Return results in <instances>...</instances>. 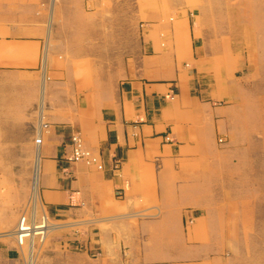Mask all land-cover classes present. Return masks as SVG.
<instances>
[{"label":"crops","instance_id":"0c3cea01","mask_svg":"<svg viewBox=\"0 0 264 264\" xmlns=\"http://www.w3.org/2000/svg\"><path fill=\"white\" fill-rule=\"evenodd\" d=\"M141 14L139 0H0V71L40 88L41 203L66 227L85 226L44 264H188L174 259L219 251L199 237L261 235L264 169L237 132L239 82L203 76L212 63L189 28L163 44L170 26ZM76 133L102 169L72 159ZM13 253L2 264H27Z\"/></svg>","mask_w":264,"mask_h":264},{"label":"rangeland","instance_id":"374dc122","mask_svg":"<svg viewBox=\"0 0 264 264\" xmlns=\"http://www.w3.org/2000/svg\"><path fill=\"white\" fill-rule=\"evenodd\" d=\"M139 1L145 6V15L141 14L145 26L149 23L170 26V30L160 32L161 43L166 44L171 37L177 44L182 42L187 27L197 53L199 50L200 56L212 63L203 71V76L206 72L214 78L220 76L228 79L231 86L233 79L239 82L237 100L246 105L247 119L238 126L237 132L248 137L246 147L260 151L264 169V0ZM29 75L0 71V234L14 231L23 215L29 223L37 225L48 215L37 190H33L40 146L36 142L40 88ZM235 100L226 99L224 103ZM157 215V212H145V217ZM48 217L51 228L44 240L36 236L20 245L16 237L0 236V264L5 257H13L16 248L23 250L27 264H44L49 251L77 246L65 234L70 228L85 226L66 227L64 222ZM262 217L261 223H256L261 225L258 237H199L193 241L195 244L204 246L213 241L219 251L209 255L204 251L182 253L180 259L174 260L188 264H264V213ZM229 244L234 248L227 250ZM13 258L10 260L15 261ZM170 260L165 258L166 262Z\"/></svg>","mask_w":264,"mask_h":264},{"label":"built area","instance_id":"2783aa9c","mask_svg":"<svg viewBox=\"0 0 264 264\" xmlns=\"http://www.w3.org/2000/svg\"><path fill=\"white\" fill-rule=\"evenodd\" d=\"M36 142L38 144H41V142H42V133H41L40 129L38 130V138L36 139ZM72 159L74 161H83V162H85L87 164H91V165L95 164L100 169L103 168V166L99 162L98 158L93 155L92 151L84 146L81 136L77 133L74 134L72 137ZM119 164H120V159H116L115 164H114L115 170H117L119 168ZM117 193H118V195H121L120 191H118ZM48 218H49L48 215L44 216L43 219L41 220V223L37 225L35 222L29 223L26 215H23L22 221L20 224V227L25 228V229H22V231H23V234L21 233V235H23V236H21L22 240L24 239V241H25V240L30 238L31 233H32L33 228H34L33 225H35L38 228V233L35 232V233H37V234H35V237L38 236V237L43 238L42 232L49 226ZM24 241H23V243L21 242V245L24 244Z\"/></svg>","mask_w":264,"mask_h":264},{"label":"bare ground","instance_id":"6f19581e","mask_svg":"<svg viewBox=\"0 0 264 264\" xmlns=\"http://www.w3.org/2000/svg\"><path fill=\"white\" fill-rule=\"evenodd\" d=\"M78 65V64H77ZM76 71V70H75ZM87 77V76H86ZM91 81V80H90ZM37 159H36V165H35V170H34V177H33V190L36 192V190H37V192H38V166H39V164H38V162H39V158H38V153H37V157H36ZM33 203V202H32ZM21 221H22V218H20V220H19V223H18V225H17V228L14 230V231H12V232H8L7 231V233H1L0 234V236H13L14 238L16 237V239H17V241L19 242V244L21 245V242L23 243V241H24V239L22 240V238H21V236H23V235H21V233L23 234V231H22V229H25L24 227H20V224H21ZM57 226V225H56ZM80 226V225H79ZM33 231H32V233H31V236H30V238L29 239H27V240H31L32 241V239H34L35 238V234H37L38 233V228L35 226V225H33ZM36 227V228H35ZM50 228H51V226L49 225L42 233H43V240L44 239H46V235H47V233L49 232V230H50ZM53 228V227H52ZM55 228V227H54ZM35 232H37V233H35ZM26 240V241H27ZM31 245H32V242H31ZM37 255V254H36ZM31 264V263H30Z\"/></svg>","mask_w":264,"mask_h":264}]
</instances>
